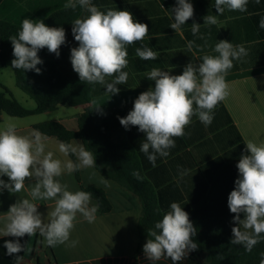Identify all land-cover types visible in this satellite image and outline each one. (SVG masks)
I'll list each match as a JSON object with an SVG mask.
<instances>
[{"label": "clouds", "instance_id": "clouds-1", "mask_svg": "<svg viewBox=\"0 0 264 264\" xmlns=\"http://www.w3.org/2000/svg\"><path fill=\"white\" fill-rule=\"evenodd\" d=\"M255 2L260 3V0ZM248 3L249 0H215L214 7L222 15L226 9L246 12ZM78 6L88 15L72 23V34L78 42V47L70 50L72 68L81 82L101 84L105 86L106 93L118 94L120 89L117 85L126 84L129 77L125 71L129 64L128 46L148 37L149 27L136 21L127 10L102 11L93 0H67L64 4L65 9L75 10ZM170 11L173 22L169 27L175 32H179L194 16V6L189 0H176ZM217 17L210 14L204 16L203 25H215ZM201 26L194 21L191 32L193 36L204 39L200 34ZM259 27L264 29V17L260 19ZM9 40L14 56L12 68L40 74L41 69L37 65L43 61L38 52L47 48L59 57L60 48L66 42V32L63 27H49L42 19L24 18L18 33ZM194 46L202 47L195 45V41L187 42L189 50ZM213 51L217 55H203L198 65L188 63L180 75L152 68L146 77L155 82L154 88L140 93L132 110L125 117H118L126 130L136 126L139 132L145 134L140 152L153 167L156 166L157 155L167 156L168 150L175 147L174 138L185 135V128L192 123L193 116L205 126L212 123L215 108L230 94L225 77L234 68V61H242L248 56L243 45H233L226 40L218 41ZM135 53L145 61L158 59V52L149 46L137 47ZM108 77H112L110 82L106 79ZM46 139L35 129L20 135L12 124L0 131V177L9 178V182L0 179V191L7 189L10 193H19L25 187L26 178L35 180L30 191L32 199L22 198L10 206L3 227H0V236L31 237L38 232L48 246L67 244L75 247L78 241L70 240V235L77 214L92 223L99 205L91 203V192L70 191L68 185L58 178L65 170L71 174L83 168L96 167V157L82 143L61 142L60 151L65 155L74 154L78 161L62 162L55 159L51 152L45 154ZM245 144L246 148L236 164L239 176L227 203L230 212L235 214L233 223L236 225L232 228L230 243L242 245L251 252L264 239V143L258 145L248 140ZM133 175L140 178L138 172ZM102 183L108 185L103 177ZM33 200L55 202L47 220L42 219ZM196 234L197 229L189 213L179 203L172 202L170 210L155 223L154 228L147 230L148 239L143 245V254L153 264L162 258H170L173 264H178L198 248L193 240ZM4 247L8 255L24 250L19 239L5 241ZM261 256L260 264H264V253ZM16 257L19 261V255Z\"/></svg>", "mask_w": 264, "mask_h": 264}, {"label": "crops", "instance_id": "crops-1", "mask_svg": "<svg viewBox=\"0 0 264 264\" xmlns=\"http://www.w3.org/2000/svg\"><path fill=\"white\" fill-rule=\"evenodd\" d=\"M66 2L67 0H0V20L20 26L24 18L44 21L57 12L67 10L64 8ZM189 2L194 6V16L179 32H175L169 25L173 22L170 10L175 6L176 0H93L102 11L127 10L136 21L149 27L148 37L142 42L128 46L129 64L125 71L129 77L126 84L117 85L119 93L110 95L106 93L104 85L93 84L91 107L94 110L99 107L98 111L108 113L133 104L140 93L150 87L154 88L155 82L146 77L152 68L169 71L171 75H180L188 63L198 65L203 55H217L213 49L220 40L232 42L233 45H243L248 51V56L242 61H234V68L225 77L230 94L215 108L212 123L205 126L193 116L192 123L185 128V135L174 138L175 147L168 150V155H157L155 167L144 156L150 181L165 191L163 201H177L180 204L203 200L208 183L219 168L227 159L237 156L238 134L244 142L252 140L258 145L264 143V29L259 27V21L264 17V0H260V3L249 0L246 12L226 9L222 15H219L214 7L215 0ZM208 14L218 15V22L215 25H203V17ZM87 15L88 13L81 9L78 18ZM194 21L202 25L200 34L204 39L193 36L191 24ZM72 27L71 24L65 28L66 42L60 48L59 57L46 50L45 58L56 62L72 80H79L70 61L71 48L78 47V42L74 40L72 34ZM188 41H195V45L202 47L194 46L189 50ZM141 46L153 48L158 52V59L148 61L140 59L135 49ZM8 69L10 68L2 69L0 73ZM13 77L15 79V73ZM106 79L110 82L112 77ZM10 84L6 85L0 81V85L6 87L23 107L30 110L36 108L35 101L33 100L35 103L33 105L31 100L26 98V94L17 87L16 80L14 84L10 81ZM85 110L86 107L80 105L59 106L55 111L28 117H12L3 113L0 117V131L12 124L15 125L18 134L26 135L34 130L35 125L52 120L75 131ZM53 113L57 116L53 117ZM46 138L45 154L51 152L55 159L62 162L69 160L78 162L74 154L65 155L60 151L62 141L56 137ZM116 139L130 141L140 147L145 134L139 131L130 134L124 129L116 135ZM75 141L84 146L80 139H72L70 143ZM102 177L108 181L107 186L102 183ZM0 179L9 182L7 176ZM58 179L61 183L67 184L69 190L73 192L82 190L83 187L102 188L112 209L105 214L98 209L92 223L77 214L75 227L70 235V240L78 241L75 247L67 244L48 246L44 237L37 232L29 237L26 253L20 264L27 261H37L41 264H129L138 250V220L142 214L139 197L105 177L95 167L83 168L71 174L65 170ZM34 183V178H26L25 187L19 193H10L7 189L0 191V227H3L5 215L11 205L22 198L32 199L30 191ZM32 202L37 205L42 219L47 220L48 212L54 208L55 202L53 200ZM91 203L98 204L94 199ZM8 237L0 236V239ZM139 263L153 264L143 253L139 254ZM155 264L173 262L170 258H162Z\"/></svg>", "mask_w": 264, "mask_h": 264}, {"label": "trees", "instance_id": "trees-1", "mask_svg": "<svg viewBox=\"0 0 264 264\" xmlns=\"http://www.w3.org/2000/svg\"><path fill=\"white\" fill-rule=\"evenodd\" d=\"M80 12L79 7L75 10H63L51 15L44 22L49 27L65 29L78 18ZM19 30L20 25L0 20V70L12 68L11 61L14 56L9 37L16 35ZM46 50L47 48H44L38 52L43 61L37 65L41 69L40 74L32 70L12 68L17 87L35 101L36 108L30 110L23 107L6 87L0 85V117L3 113L12 117H28L55 111L59 106L86 107L75 131L53 120L39 123L34 129L46 137H56L64 143H70L72 139L82 140L85 148L96 157V170L139 197L142 214L138 220V250L129 264H140L139 254L143 253V245L148 239L147 230L154 228L155 223L170 210L172 202H164L165 191L150 181L145 155L140 152V147L130 141L116 139V135L125 129L118 117H125L132 110L134 103L108 113L94 110L91 107L93 84L72 80L56 62L45 58ZM128 131L133 134L138 131V127L130 126ZM245 148L246 144L238 134L237 156L227 159L219 168L209 181L203 200L190 204H180L176 201L189 213L190 220L197 229L193 240L198 244V248L178 264H260L261 254L264 253V239H261L251 252L246 251L242 245L230 243L233 238L232 228L236 225L233 223L235 214L230 212L227 200L239 176L236 164ZM134 172L139 173V179L133 175ZM82 190L92 193V199L98 203L101 213L111 211L112 205L102 188L83 187ZM17 239L24 245V250L8 255L4 247L5 241ZM28 240V235L0 239V264H20L24 259ZM17 255L20 257L19 261Z\"/></svg>", "mask_w": 264, "mask_h": 264}, {"label": "rangeland", "instance_id": "rangeland-1", "mask_svg": "<svg viewBox=\"0 0 264 264\" xmlns=\"http://www.w3.org/2000/svg\"><path fill=\"white\" fill-rule=\"evenodd\" d=\"M3 73H0V81L1 82H3V83H5L6 85H11L10 84V81H11V83H15V79H14V77H13V74H14V71H13V69H8V71H2ZM5 72H7V74L9 73V74H11L10 76H8V75H6V73ZM5 73V74H4ZM23 94V93H22ZM26 96V98H28V100H31V102L33 103V105L35 104L34 103V101L32 100V99H30V97H28L27 95H25ZM26 105V104H25ZM26 107H28V106H26ZM54 114V113H53ZM57 116V114L55 113L54 115H52L53 117L54 116Z\"/></svg>", "mask_w": 264, "mask_h": 264}, {"label": "built area", "instance_id": "built-area-1", "mask_svg": "<svg viewBox=\"0 0 264 264\" xmlns=\"http://www.w3.org/2000/svg\"><path fill=\"white\" fill-rule=\"evenodd\" d=\"M25 264H41L37 261H27Z\"/></svg>", "mask_w": 264, "mask_h": 264}]
</instances>
